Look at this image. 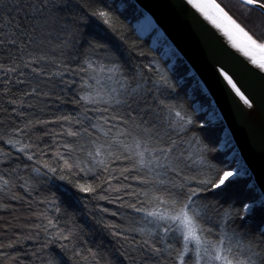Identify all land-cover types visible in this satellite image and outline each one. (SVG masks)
<instances>
[{
    "label": "snow or ice",
    "instance_id": "snow-or-ice-1",
    "mask_svg": "<svg viewBox=\"0 0 264 264\" xmlns=\"http://www.w3.org/2000/svg\"><path fill=\"white\" fill-rule=\"evenodd\" d=\"M177 7L264 86V0ZM119 8L174 65L152 15L136 0ZM133 54L147 55L102 0H0V212L12 214L0 215V264H23L9 251L23 240L30 264H264V168L258 182L214 103H185L173 65ZM217 63L237 110L264 116V92Z\"/></svg>",
    "mask_w": 264,
    "mask_h": 264
},
{
    "label": "water",
    "instance_id": "water-1",
    "mask_svg": "<svg viewBox=\"0 0 264 264\" xmlns=\"http://www.w3.org/2000/svg\"><path fill=\"white\" fill-rule=\"evenodd\" d=\"M141 7L152 15L160 30L167 37L176 56L184 62L190 74L197 80L211 103H214L217 114L227 128L232 142L241 158L258 182L261 169L264 168V116L259 111L251 116H244L237 110L238 98L233 99L226 82L216 70L217 61L244 83V89L255 96L264 92V86L258 81L244 80L241 73L217 54L216 49L205 41L177 7L179 0H136ZM243 59V58H241ZM250 66V65H249Z\"/></svg>",
    "mask_w": 264,
    "mask_h": 264
},
{
    "label": "trees",
    "instance_id": "trees-1",
    "mask_svg": "<svg viewBox=\"0 0 264 264\" xmlns=\"http://www.w3.org/2000/svg\"><path fill=\"white\" fill-rule=\"evenodd\" d=\"M129 0H102L103 4H109L113 6V11L116 16L119 17V19L123 22L125 25V30L128 34L129 42H134L138 49L143 50L147 55L145 57H137L133 54L132 56V63H147L149 60H151L153 57H155L157 60L160 61V65L163 68H168L169 65H173V59H164L163 58V48L157 47L152 48V40L151 36H145L141 38H137L136 34L131 31L132 25L136 23L135 19L130 14V10H124L120 9L119 5L121 3H127ZM225 3H231L232 5L235 4V0H224ZM233 11H235V7H233ZM175 64L173 65V68L170 69L169 75L174 76V81H180L178 86V91L180 93L181 97H185V103L187 104H203L205 108L209 107V103H211L210 99L208 97H205L204 91L202 90L201 86L197 82V80L190 74L189 69L186 67L184 62L177 58V56L174 57ZM186 94H189L186 96ZM208 99L209 103H205V100ZM69 109L72 108V105L69 104L67 106ZM198 115H203V113H198ZM220 136H223L224 133L221 131ZM218 157L223 158L224 152L217 154ZM227 155L231 156V151L229 150L227 152ZM56 183H61L57 181ZM47 194V193H45ZM209 199H212V197H209ZM13 207L17 209V215L20 216V223H24V217L29 215L27 209L16 202H11ZM103 204L104 202H100ZM106 207H109L112 210H116L114 205H105ZM85 212L87 210H84ZM0 215L4 217L5 220H11L12 214L11 213H3L0 212ZM87 218L89 221H91V217H80V219ZM106 219H113L110 217H106ZM21 231L23 234L28 233V229L25 228L23 230L17 229L16 234L20 235ZM15 239V236L12 237ZM3 239V238H0ZM6 242V240H5ZM105 243L108 245H111L113 247H116V244L114 241H112L110 238L105 237ZM36 247L33 240H23L21 244H18L15 249H10V252H19L20 253V260L23 261V264H30L32 257L30 255L31 251ZM25 253H29V255H25ZM118 255V253H117ZM122 259V258H121ZM127 264V262H125Z\"/></svg>",
    "mask_w": 264,
    "mask_h": 264
}]
</instances>
